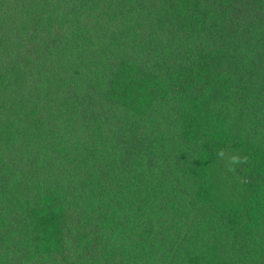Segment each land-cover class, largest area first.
I'll return each instance as SVG.
<instances>
[{
  "label": "trees",
  "instance_id": "trees-1",
  "mask_svg": "<svg viewBox=\"0 0 264 264\" xmlns=\"http://www.w3.org/2000/svg\"><path fill=\"white\" fill-rule=\"evenodd\" d=\"M0 264H264V0H0Z\"/></svg>",
  "mask_w": 264,
  "mask_h": 264
},
{
  "label": "clouds",
  "instance_id": "clouds-1",
  "mask_svg": "<svg viewBox=\"0 0 264 264\" xmlns=\"http://www.w3.org/2000/svg\"><path fill=\"white\" fill-rule=\"evenodd\" d=\"M217 154L219 156H223L224 155L223 151H219ZM244 162H246V158H241V157H238V156H235V155H233L229 159V163L231 165H233V166L237 165V164H240V163H244ZM229 170H234V168H230Z\"/></svg>",
  "mask_w": 264,
  "mask_h": 264
}]
</instances>
